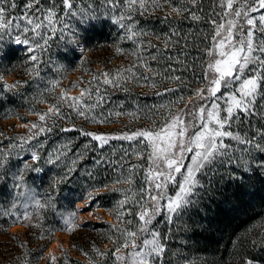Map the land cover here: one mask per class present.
<instances>
[{
    "label": "snow or ice",
    "instance_id": "6c2138e0",
    "mask_svg": "<svg viewBox=\"0 0 264 264\" xmlns=\"http://www.w3.org/2000/svg\"><path fill=\"white\" fill-rule=\"evenodd\" d=\"M165 3L171 4V0H165ZM197 3L198 0H187L189 6H172L171 11L177 16L187 14L186 18L199 21L201 16L193 10ZM49 4L50 6L44 7L41 0H27L23 12L13 16L11 13L18 7L16 0H0V59L8 57L12 52L10 45H4L6 35L12 44L27 45V52L30 55L25 63H30L31 66L27 67L26 71L34 78H40L39 54L47 50L57 33L62 41L66 39L67 34V44L76 46L68 48L64 53L65 58L72 56L79 47L80 29L87 32L108 22L123 30L121 40L135 42V38L146 36L148 33L137 28L133 13L138 11L143 14L149 7H161L159 0H103V4L112 11L111 15H104L97 14L91 5H88L87 9H76L75 0H60L59 4L56 0H49ZM216 6L220 9L219 12H213L217 19L208 21L212 31L210 46L204 50L207 60L202 65L203 71L200 74L202 87L194 91V98L184 108L178 111L170 109L162 122L153 121L154 124H159V127L141 128L119 134L84 131L75 128L74 125L71 128L60 129L64 132L79 131L81 136L88 137L89 142L84 145L86 151L99 152L112 140L127 141L134 145L130 150H123L120 159L135 156L137 162L120 164L121 169L127 167V175L121 172L114 183L132 185L135 183L134 174L140 171L143 173L142 184L137 191L109 188L107 184L93 186L87 192L86 198L82 197L85 199L82 206H75L72 211L59 213L61 230L72 232L81 226L76 223L78 211L90 210L93 206L99 207V198L109 191L124 193L123 198L115 204L117 224L110 225L116 233L115 239L109 236L114 248L102 251L93 245L96 257L104 261L111 255L113 264H164L165 242L171 236L170 231L162 235L156 226L158 218H162L163 223L172 224L174 218L184 215L189 209L199 211L204 197L207 196V190L204 189L200 177L205 175L206 169L217 162L220 166L235 165L239 170L240 175L235 173L229 175L230 181L240 182L237 191L244 187L243 177L253 168L261 170V174L264 175V159L251 160L234 155L237 151L236 146H244L239 150L243 152L252 148L264 156V144L258 142L255 137L248 138L247 135L242 136L239 132L227 130L234 121H240L241 115L248 117L257 114V100L264 99V0H217ZM69 16L76 18L75 27L65 22ZM171 36H179V33L173 29ZM164 43L167 50L169 43H179V40L173 42L171 37H168ZM149 45L152 46L151 42ZM141 48L143 43L139 42V47L132 53L136 58L135 62L129 67L118 69L115 75H110L107 71L98 74L104 77L103 79L94 76L93 81L97 87L92 88L93 81H89V87L81 89L79 96H68L67 91L63 90L57 94L56 101L46 111L36 112L38 121L31 123L30 134L10 143L7 151L0 148V157H3L0 159V170L5 168L12 149L29 151L32 162L40 161L38 151L32 149L42 148L43 145H31V142L45 133H51L58 119L70 118L64 108L90 123H110L114 122L113 117L124 115L131 119H139L137 112L109 110L107 113H94L97 108L102 107L105 99L100 91L101 84L119 89L123 82L135 79L143 80L153 88L156 87L154 77L162 74L151 68L144 59ZM116 52L122 53L123 49L117 46ZM157 58L156 55L151 56L154 61ZM165 59L171 61L173 57L167 56ZM175 59L177 64H183L179 56ZM139 68L145 69L149 74L138 72ZM178 70L171 64L165 69L166 72ZM164 78L176 81L178 85L184 84L180 75ZM20 83L18 80L5 86L15 89ZM48 84L50 87L46 88V91L53 92L59 86V81L52 79ZM177 90L166 87L163 92H156V95L175 93ZM178 99L183 100V97ZM256 135L260 140H264V130L257 129ZM226 140L235 142V145L226 143ZM92 142H96L94 148ZM71 144L72 141L69 140L56 152L49 153L45 160L50 165L63 164V175L53 183L51 192L56 191L60 183L74 179L76 165L84 158L83 152H77L70 161L67 159L68 153L72 151ZM26 145L30 147L26 148ZM140 161H144L145 164L139 163ZM118 163L119 161L106 159L103 155L94 159L95 165L115 166ZM25 170L41 171L40 168H33L32 164L25 161L21 168L11 173L14 182L13 199L6 207L0 205V216L9 218L13 223L27 222L28 227L40 228V222L44 219L43 214L49 209L57 211V205L53 202L51 192L42 197L35 189L27 187L24 182ZM88 175L94 179L91 173ZM0 179H3V176H0ZM170 188L174 191H170ZM208 199L214 200L215 197L209 196ZM133 208L136 210L133 211ZM89 214L95 215L91 211ZM34 219L38 222L33 223ZM40 238H44L43 233ZM19 247L25 249L23 254L17 257L20 264H31L26 242H21ZM84 255L89 256L87 252ZM58 259L56 255L49 253L48 264H57ZM89 264L99 262L89 257ZM245 264H252V261L246 260Z\"/></svg>",
    "mask_w": 264,
    "mask_h": 264
},
{
    "label": "trees",
    "instance_id": "16d2710c",
    "mask_svg": "<svg viewBox=\"0 0 264 264\" xmlns=\"http://www.w3.org/2000/svg\"><path fill=\"white\" fill-rule=\"evenodd\" d=\"M26 2L27 0H16L18 7L11 15H20ZM56 2L59 4L60 0ZM159 3L161 5L159 8L149 7V10L143 14L138 11L133 13L137 28L148 33L146 36L135 38V42L121 40L123 30L108 22L87 32L80 29L79 45L82 44L85 47L87 54L83 55L77 47L72 56L65 58L64 53L68 48L76 46L67 44V34H65L66 39L62 41L57 33V36L50 41L47 50L39 54L40 78H34L26 71V68L31 66L30 63H25L30 55L27 52L28 46L12 44L10 38L5 36L4 45H10L12 49L8 57L0 59V77L3 78L0 79V148L5 151L9 149L10 143L15 142L19 137H27L30 133L26 128L17 129L14 123L6 126L3 120L18 117L21 121L27 122L30 120V115L46 111L56 101L57 94L61 91L69 87L75 91L78 88H88V82L93 81L94 76L103 79L98 74L107 71L110 75H115L118 69L129 67L135 62L136 58L132 53L139 47V42L143 43L141 52L144 59L154 71L162 75L154 77L155 88L143 80L135 79L123 82L119 89L110 85H99L105 99L102 107L97 108L94 114L107 113L109 110L137 112L139 119H131L124 115L118 118L113 117L114 122L110 123H90L64 108L70 118L58 119L51 133H45L31 142V145H43L42 148L32 149L38 151L41 156L40 161L32 162L29 151L12 149L5 168L0 170V176H3V179H0V205L5 207L11 203L14 195L11 173L21 168L25 161L32 164L33 168L41 169L40 172L25 170L24 182L28 188L35 189L43 197L51 192L53 183L63 175V164L56 166L45 162L49 153L56 152L63 144L71 140L72 151L68 153L67 159L70 161L77 152H83L84 158L76 165L74 179L60 183L57 190L51 192L57 211L47 210L43 214L44 219L40 222V228L28 227L27 222L13 223L9 218L0 216V237H4L0 239V264H20L17 257L25 251L19 247L21 242L27 244L26 251L31 264L40 262L45 250L53 241L55 233L65 231L61 230L59 213L74 210L79 202L85 201L82 197L86 198L87 192L93 186L100 187L102 184H107L109 188L115 187L131 192L141 187L143 173L140 171L134 174L135 183L132 185L114 183L121 172L127 175V167L121 169L120 164L137 162L135 156L120 159L123 150H130L134 145L127 141L112 140L99 152L86 151L84 145L89 142L88 137L81 136L79 131L64 132L60 130L61 128H71L74 125L75 128L84 131L118 134L141 128L159 127V124H154L153 121L162 122L170 109L178 111L184 108L194 98V91L202 87L200 74L203 71L202 65L207 60L204 50L210 46L212 31L208 21L217 19L213 15L214 11H220L216 6L217 0H198L193 10L201 16L199 21L186 18L187 14L177 16L171 11L172 6H189L187 0H171V4L165 3V0H159ZM41 5L50 6L49 0H41ZM75 5L76 9H87L88 5H91L93 9H96L97 14H112L111 9L103 4V0H75ZM65 22L75 27L77 20L69 16ZM173 29L179 33V36H171ZM168 37H171L173 42L179 40V43H169L165 50L164 42ZM149 42L154 47L150 46ZM117 46L123 49L122 53L116 52ZM152 55H156L157 60H152ZM167 56H172L173 59L171 61L165 59ZM177 56L183 64L176 63ZM97 62L101 64V68L95 67ZM169 64L179 70L166 72L165 69ZM57 68L60 70L57 71ZM138 72L149 74L143 68H139ZM75 75H77L76 78H74ZM170 75H180L184 84L178 85L176 81L164 78ZM52 79L58 80L59 86L53 92H47L46 88L50 87L48 81ZM18 80L21 83L15 89L5 86ZM91 86L97 87L96 82L93 81ZM166 87L178 90L175 93L156 95V92H163ZM79 95L75 92L71 96ZM180 97H183V100H179ZM41 100L47 102L41 103ZM256 113L248 117L241 115L240 121H234L231 128L227 130L239 132L242 136L247 135L248 138L255 137L258 142L264 144V140H260L256 135L257 129L264 130V99L257 100ZM225 142L235 145L232 141ZM95 143L92 142L93 148ZM236 147L237 151L234 153L236 157L243 156L244 159L251 160L264 159V156L255 149L249 148L242 152L239 149L244 146ZM101 155L106 159L117 160L119 163L115 166L95 165L94 159ZM139 163L145 164L144 161ZM88 173H91L94 179L90 178ZM230 173L240 175L235 165L220 166L217 162L206 169L205 175L200 177L204 189L207 190V196L204 197L199 211L189 209L184 215L174 218L172 224L163 223L162 218H158L156 226L162 235L170 231L171 236L165 242L164 264H245L246 260L264 264V175L261 174V170L253 168L243 177L244 187L237 191V185L240 182L230 181ZM169 190L174 191L171 188ZM123 195V192L109 191L98 200L99 207L104 208L111 215V221L102 217L103 219L89 220L81 225L78 219L79 211L77 212L76 223L81 226L70 232L74 253L66 252L59 257L58 264H89V257L95 258L99 264H113L111 255L106 261L96 257L93 245L102 251L114 248L109 236L115 239L116 233L110 225L117 224L115 204L123 198ZM209 196H214L215 199L209 200ZM135 210L133 208V211ZM32 222L38 221L34 219ZM18 224L25 226L24 234L11 231V228ZM49 229L53 231L49 232ZM41 233L44 235L43 239L40 238ZM106 243H109V246L104 248ZM85 252L89 256H85Z\"/></svg>",
    "mask_w": 264,
    "mask_h": 264
},
{
    "label": "rangeland",
    "instance_id": "374dc122",
    "mask_svg": "<svg viewBox=\"0 0 264 264\" xmlns=\"http://www.w3.org/2000/svg\"><path fill=\"white\" fill-rule=\"evenodd\" d=\"M79 49L83 53V55L87 54V52H88L82 44L79 45ZM95 67L101 68L102 66L99 62H97L95 64ZM76 77H77V75L74 76V78H76ZM66 91H67V94L71 96L75 92L80 94L81 88H78V90L75 91L71 87H69ZM29 118H30V120L27 122L21 121L20 118H18V117L6 119V120H3L2 122L6 126L14 123L15 127L17 129L26 128L29 130L31 127V123L38 121V116L36 114H32V115H30ZM25 125H27V127H25ZM84 203H85V201L79 202L78 206H82ZM89 211L94 212L95 215H90ZM102 217H104L105 219H108L109 221L112 220L111 215L108 212H106L105 209L102 207H98L97 209H96V207H92L90 210H82V211H79V213H78V219H79V223L81 225H84L89 220L103 219ZM11 231L14 233H18V234H24L25 226L21 225V224L15 225L11 228ZM1 238H4V237L1 236L0 239ZM108 246H109V243H106L104 245V248H106ZM68 251L74 253L73 247L71 246L70 232H67V231L56 232L54 237H53V241L51 242L49 247L45 250L44 255L42 257V260L36 264H48L49 253H52L59 258V257L65 255V253ZM57 264H58V261H57ZM252 264H259V263H252Z\"/></svg>",
    "mask_w": 264,
    "mask_h": 264
},
{
    "label": "water",
    "instance_id": "95a60500",
    "mask_svg": "<svg viewBox=\"0 0 264 264\" xmlns=\"http://www.w3.org/2000/svg\"><path fill=\"white\" fill-rule=\"evenodd\" d=\"M98 207H96V209H97Z\"/></svg>",
    "mask_w": 264,
    "mask_h": 264
}]
</instances>
